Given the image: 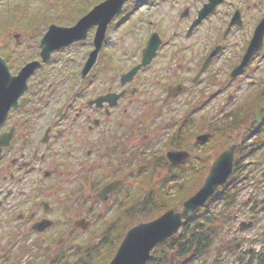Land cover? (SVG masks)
Instances as JSON below:
<instances>
[{
	"label": "rangeland",
	"instance_id": "1",
	"mask_svg": "<svg viewBox=\"0 0 264 264\" xmlns=\"http://www.w3.org/2000/svg\"><path fill=\"white\" fill-rule=\"evenodd\" d=\"M103 1L0 0V56L8 60L13 73L17 72L28 61L38 59L39 43L51 25L72 27ZM187 2H129L112 21L98 62L86 81L94 82L91 98L123 87L121 76L141 62L152 34L159 35L162 45L152 64L126 86L129 95L107 120L117 132L112 137L108 130L105 157L92 158L89 175L70 188L76 198L71 217L74 223L67 227L55 222L43 236L24 247L16 245L7 264H109L127 231L154 219L149 215L150 204L181 210L188 188L192 186L189 196L196 193L213 160L237 143L242 145L235 154L241 175L232 196L234 204L222 211L209 251L186 264H259L263 259L264 209L252 213L247 200L256 195L258 202L263 201L260 208L264 206V126L260 125L264 120L255 122L256 112L264 107V96L261 103H251L264 90V49L244 76L232 80L230 74L264 15V0H225L211 17L214 26L206 21L190 35L194 11L181 18ZM236 10L242 12L244 25L235 27L222 40ZM216 29L218 44L224 49L194 85L208 54L203 46L211 42ZM95 30L87 41L54 53L43 63L42 71H55L56 76L78 74L93 49ZM15 35L20 36L18 43ZM181 81H187L182 82L186 91L165 105V87ZM133 89L138 93L131 94ZM204 134H210V139L198 143L197 137ZM170 150H185L190 158L174 166L166 158ZM116 180H124V185L101 201L97 195ZM213 204L215 211L223 209L220 199ZM203 211L190 218L201 216ZM54 217L60 220V214ZM81 219L90 222L86 231L75 226ZM243 221H253L254 228L240 232Z\"/></svg>",
	"mask_w": 264,
	"mask_h": 264
},
{
	"label": "flooded vegetation",
	"instance_id": "2",
	"mask_svg": "<svg viewBox=\"0 0 264 264\" xmlns=\"http://www.w3.org/2000/svg\"><path fill=\"white\" fill-rule=\"evenodd\" d=\"M208 1L188 0L185 13L189 16L192 14L191 11H194V21ZM224 1H220L215 11L207 15L197 27L206 21L214 26L211 17ZM199 4L201 6H198ZM234 18V15L229 18L222 40H226L235 27L244 25L242 12H239V18ZM262 20L263 17L255 24L253 34L249 37L246 48L230 74L232 80L244 76L264 49L263 37L261 49L241 71L234 74L247 54L256 28ZM217 34L216 29L211 42L203 46L208 53L205 60L216 50L217 54L205 72H202L203 65L201 66L193 80L194 85L208 72L216 57L224 49L223 45L218 44ZM19 37V35L14 36L17 43ZM41 42L42 39L39 43L38 59L28 61L15 73L12 72V66L8 60L3 57L12 77H17L26 66L32 63L38 62L40 65L34 69L27 81L26 92L18 100L16 107L10 109L0 128V264H7L11 251L16 245L24 247L34 238L43 236L55 226V222L67 227L74 223L71 217H73V203L76 198L70 188L76 181H80L79 179L86 178V174L89 175L92 158L105 157L104 147L108 130L110 129L112 137L116 136L117 132L106 122L122 100L116 107L107 102L100 106L97 101L107 95L120 94L123 91H126L125 97L129 95V90L125 86L119 91L110 88L91 98V90H94L91 85H94V82H86L91 73L85 78L82 77L86 61L81 65L78 74L74 72L66 76H56L55 71L44 73ZM182 82L187 81L165 87L167 96L165 105L180 98L186 91L187 87ZM174 87L181 88L182 92L177 94ZM261 91L263 92L258 94L251 103L262 102L264 90ZM130 93L137 94L138 89H133ZM129 103H132L131 100ZM261 111V118L257 122ZM263 120L264 107H259L255 122L259 124ZM260 125L264 126L263 123ZM239 145L236 152L242 147L241 144ZM235 170L237 172L233 173L232 179L241 175L238 166H235ZM82 184L84 187L89 186L87 182ZM252 203L253 200L250 199L249 204L253 205ZM56 214H60V220L55 219ZM45 222L51 223L50 227L39 231L38 226Z\"/></svg>",
	"mask_w": 264,
	"mask_h": 264
},
{
	"label": "water",
	"instance_id": "3",
	"mask_svg": "<svg viewBox=\"0 0 264 264\" xmlns=\"http://www.w3.org/2000/svg\"><path fill=\"white\" fill-rule=\"evenodd\" d=\"M128 1L130 0H107L96 6L89 14L79 20L75 26L70 28H63L55 25L51 26L41 42V56L43 61H48L51 54L56 50L86 40L89 31L97 26V33L94 40L95 50L90 54L82 72V77L85 78L97 62L109 24L122 11L124 5ZM220 1L221 0H210V3L204 7L198 19L193 23L192 29L196 27L205 16L212 13ZM235 18H239L238 13H236ZM263 37L264 18L256 28L254 38L247 54L234 74L241 71L261 49ZM160 45L161 40L159 36L154 34L149 40L147 48L143 51L142 63L122 77L123 84L131 82L142 68L151 64ZM216 54L217 50L208 58L203 70L208 66L209 61H211ZM39 65L38 62L32 63L26 66L17 77H12L5 61L0 57V128L5 122L10 109L16 107L18 100L26 92L27 81L33 74L34 69ZM179 90H181V88ZM119 98L120 96H107L100 98L97 104L101 106L102 103L109 101L110 105L114 106ZM261 114L262 111L258 115L257 122H259ZM209 138V134L202 135L197 138V142L205 143ZM236 149L237 145H233L214 160L202 187L183 203L181 211L169 210L151 222L141 223L132 227L127 232L114 258L109 264H147L152 251L157 246L164 244L169 239L176 236L181 230L184 220L192 213L205 206L217 193L219 188L228 182L234 168V154ZM189 157L190 155L185 151H171L167 153V159L174 165L183 164ZM122 184L123 181H116L107 185L99 193V199L104 201L109 194L117 191ZM50 225L51 223L45 222L39 225L37 229L39 231H44L46 228L50 227ZM76 226L82 230H87L89 223L80 221L76 223ZM253 227V222H243L240 226V231H247ZM170 264H174L173 258Z\"/></svg>",
	"mask_w": 264,
	"mask_h": 264
},
{
	"label": "trees",
	"instance_id": "4",
	"mask_svg": "<svg viewBox=\"0 0 264 264\" xmlns=\"http://www.w3.org/2000/svg\"><path fill=\"white\" fill-rule=\"evenodd\" d=\"M236 172L237 171L235 170L234 174H236ZM238 179L239 177H236L222 187L214 199L210 200V202L204 207L201 216L198 215L197 218H188L184 222L181 231L177 236L155 248L147 264H169L172 257L175 258L176 264H186L192 259L198 260V258H202L209 251L214 238L217 237L219 231H217V227H220L222 222L220 219V216L222 217V211L224 209H227V211L230 210L234 204L235 199L232 196L234 195L233 192L236 190V182ZM190 188H192V186L188 188L184 197L182 196V203L189 197ZM217 199H220V203L223 202V209L219 211L218 209L215 211L217 206L213 204ZM261 202L256 200L255 204ZM150 205L152 206V209L151 212H149V215L150 217L153 216L154 219H156V216H160L164 212L173 209V205L169 208L162 205ZM145 206L146 204H144V207ZM256 207L257 205L253 206L251 212L256 211ZM158 208L161 209L156 210ZM121 227L122 226H120L119 229H121ZM259 264H264V257Z\"/></svg>",
	"mask_w": 264,
	"mask_h": 264
}]
</instances>
